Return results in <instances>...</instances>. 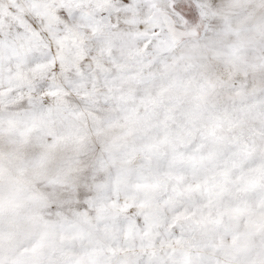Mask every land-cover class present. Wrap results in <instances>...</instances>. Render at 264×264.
Listing matches in <instances>:
<instances>
[{"label":"snow or ice","instance_id":"snow-or-ice-1","mask_svg":"<svg viewBox=\"0 0 264 264\" xmlns=\"http://www.w3.org/2000/svg\"><path fill=\"white\" fill-rule=\"evenodd\" d=\"M0 264H264V0H0Z\"/></svg>","mask_w":264,"mask_h":264}]
</instances>
